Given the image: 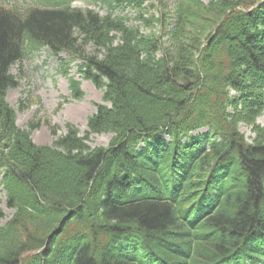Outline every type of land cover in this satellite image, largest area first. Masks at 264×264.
Wrapping results in <instances>:
<instances>
[{
    "label": "trees",
    "instance_id": "obj_1",
    "mask_svg": "<svg viewBox=\"0 0 264 264\" xmlns=\"http://www.w3.org/2000/svg\"><path fill=\"white\" fill-rule=\"evenodd\" d=\"M36 1L0 3V186L14 211L1 224L0 208V264H221L264 235V0H160L156 14L152 0H83L105 16ZM127 8L139 25L115 16ZM40 47L79 60L105 103L84 136L52 127L50 146L6 101L11 67ZM100 134L109 145L90 147Z\"/></svg>",
    "mask_w": 264,
    "mask_h": 264
},
{
    "label": "rangeland",
    "instance_id": "obj_2",
    "mask_svg": "<svg viewBox=\"0 0 264 264\" xmlns=\"http://www.w3.org/2000/svg\"><path fill=\"white\" fill-rule=\"evenodd\" d=\"M160 0H152L148 5L154 6L152 14H156ZM165 6L173 8L180 0H162ZM208 3L210 0H200ZM5 7L16 6L25 9L29 6H36V0H0ZM73 7L80 10L91 9L101 16L108 14V9L100 4H87L83 0H76ZM128 16L130 23L139 25L136 18V11L127 8L118 9L115 16ZM88 53H93L91 47L87 48ZM63 61H61V60ZM80 62L71 61V57L61 54L56 57L48 49L40 48L31 50L27 56L15 64L10 72L16 76L18 87L7 91V102L16 111V123L20 128L27 129L30 121L38 122L40 127L32 133L33 141L38 145H51L56 137L51 132L52 127H58L57 135L65 132L66 123L77 126L84 136L87 127L86 121L89 116L96 112L95 104L102 103L103 92L96 89L90 82L83 81L78 74ZM64 70L68 75L64 74ZM81 82V89L84 97L81 101H76L71 97L69 88V78ZM67 99L68 102L63 103ZM62 103L64 104L62 106ZM23 109H20V107ZM257 125L264 126V116L257 119ZM240 132L244 134L250 143L254 138L253 128L246 124L239 125ZM207 129H202L198 133H205ZM112 139L111 134L91 135L89 145L91 147H107ZM1 180V178H0ZM5 192L0 187V208L3 210L4 219L1 224L6 223L13 215L14 211L6 206ZM262 258L264 264V235L256 234L255 237L232 259L221 264H255L256 260Z\"/></svg>",
    "mask_w": 264,
    "mask_h": 264
}]
</instances>
